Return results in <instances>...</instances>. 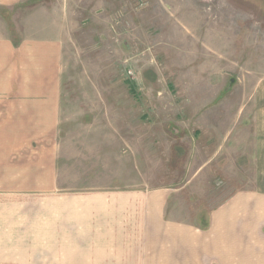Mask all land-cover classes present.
<instances>
[{
	"label": "rangeland",
	"instance_id": "1",
	"mask_svg": "<svg viewBox=\"0 0 264 264\" xmlns=\"http://www.w3.org/2000/svg\"><path fill=\"white\" fill-rule=\"evenodd\" d=\"M0 22L13 40H62L54 182L118 211L111 240L126 243L96 236L64 264H188L152 228L204 230L235 194L264 186V0H25L0 6ZM131 194L141 218L119 217Z\"/></svg>",
	"mask_w": 264,
	"mask_h": 264
},
{
	"label": "crops",
	"instance_id": "2",
	"mask_svg": "<svg viewBox=\"0 0 264 264\" xmlns=\"http://www.w3.org/2000/svg\"><path fill=\"white\" fill-rule=\"evenodd\" d=\"M23 1L0 0V6ZM5 33L0 22V264H64V260L78 259L79 246L94 244L99 235L104 246L126 243L111 240L116 208L106 204L105 197L93 196L102 199L101 204L99 200L88 203L90 195L63 194L54 182L62 40L47 36L13 40ZM256 100L264 102V95ZM259 107L260 113L254 115V122H259L254 154L259 159L256 163L264 164V103ZM256 179L264 181V172L258 170ZM126 199H134L135 204L143 201L136 194ZM161 203L165 202L160 199L148 209L152 224L159 222ZM135 204H126L119 217L126 213V217L141 218L143 207ZM175 227L160 233L161 227L156 226L152 231L181 246L183 254L177 260L264 264V186L258 183L235 194L210 215L204 230Z\"/></svg>",
	"mask_w": 264,
	"mask_h": 264
},
{
	"label": "trees",
	"instance_id": "3",
	"mask_svg": "<svg viewBox=\"0 0 264 264\" xmlns=\"http://www.w3.org/2000/svg\"><path fill=\"white\" fill-rule=\"evenodd\" d=\"M130 91H132V92H133V89L131 88V89H130Z\"/></svg>",
	"mask_w": 264,
	"mask_h": 264
}]
</instances>
